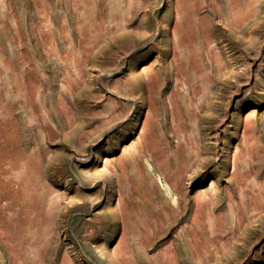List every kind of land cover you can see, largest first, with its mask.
<instances>
[{"label":"rangeland","instance_id":"obj_1","mask_svg":"<svg viewBox=\"0 0 264 264\" xmlns=\"http://www.w3.org/2000/svg\"><path fill=\"white\" fill-rule=\"evenodd\" d=\"M0 264H264V0H0Z\"/></svg>","mask_w":264,"mask_h":264}]
</instances>
